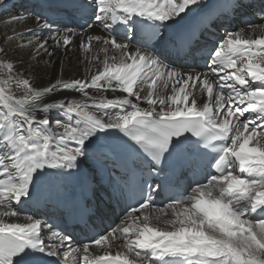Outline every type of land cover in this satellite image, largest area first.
I'll use <instances>...</instances> for the list:
<instances>
[{
    "label": "snow or ice",
    "instance_id": "snow-or-ice-1",
    "mask_svg": "<svg viewBox=\"0 0 264 264\" xmlns=\"http://www.w3.org/2000/svg\"><path fill=\"white\" fill-rule=\"evenodd\" d=\"M9 3L0 264H264V0Z\"/></svg>",
    "mask_w": 264,
    "mask_h": 264
},
{
    "label": "bare ground",
    "instance_id": "bare-ground-1",
    "mask_svg": "<svg viewBox=\"0 0 264 264\" xmlns=\"http://www.w3.org/2000/svg\"><path fill=\"white\" fill-rule=\"evenodd\" d=\"M35 1L34 0H10L9 7L12 9V12L25 13L27 11L33 10L34 6L41 4V3H46V4L50 5L52 10L55 11L56 8L54 6H56L58 4V0H35ZM55 3H57V4L55 5ZM256 3L259 6V4L261 3V0H256ZM13 5H14V7H13ZM53 18L56 19L57 17L53 16ZM252 18L254 21L256 20V17H254V15L252 16ZM32 24H33L32 20L28 19L27 21L18 22L17 27L18 28H25V27L32 26ZM239 26H241V22L239 20H237L233 24L229 25V27H231V28H237ZM7 30H9L8 26L0 24V38H2L3 33ZM70 56L72 57L71 69L70 70L66 69L65 76H66V78L67 77H79L82 74L81 70H82L83 66L77 62L78 53H76L74 51L73 53H70ZM31 71L34 73V75L32 76V79H33V83L35 85L43 86L44 84L47 83L49 76L44 74L43 70L40 67L34 68ZM56 98H58V97H50L48 99H49V101H51L52 99H56ZM52 117L54 119L56 118L55 112L52 113ZM96 199H97V196L95 193L94 198L90 199L88 201L89 206L92 207L94 210L97 209V206H95ZM40 211L43 212L44 209L41 208ZM48 211L55 212L57 216H59V215H61V213H63L65 219H68V228L71 231V228L69 227V225L73 224L74 222L69 219L67 209H61V210L49 209ZM104 214L105 213H102L103 223L109 224L112 222L113 219H115L114 217L106 216ZM77 230L80 232L79 226H77Z\"/></svg>",
    "mask_w": 264,
    "mask_h": 264
},
{
    "label": "rangeland",
    "instance_id": "rangeland-1",
    "mask_svg": "<svg viewBox=\"0 0 264 264\" xmlns=\"http://www.w3.org/2000/svg\"><path fill=\"white\" fill-rule=\"evenodd\" d=\"M248 14H251V11L249 10V13ZM255 17V16H254ZM2 76H3V73L2 72H0V78H2ZM19 94V93H18ZM50 212V211H49Z\"/></svg>",
    "mask_w": 264,
    "mask_h": 264
}]
</instances>
